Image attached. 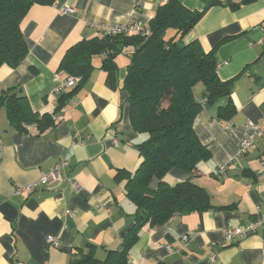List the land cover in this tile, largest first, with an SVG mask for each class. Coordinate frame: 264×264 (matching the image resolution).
Listing matches in <instances>:
<instances>
[{
  "label": "crops",
  "instance_id": "obj_1",
  "mask_svg": "<svg viewBox=\"0 0 264 264\" xmlns=\"http://www.w3.org/2000/svg\"><path fill=\"white\" fill-rule=\"evenodd\" d=\"M166 1L56 0L52 6L33 5L21 21L28 53L17 68L0 67V91L22 90L33 112L51 116L54 125L42 132L36 125L18 131L0 106V264H71L87 245L103 260L107 251L119 249L135 212L125 184L141 163L132 148L136 136L128 121V94L122 89L131 50L115 58L114 70L100 69L103 57L94 56L87 82L58 108V96L52 95L55 75L65 52L95 37L97 25L131 20L147 28ZM179 1L190 11L205 10L185 42L196 41L204 52H214L219 79L232 81L235 113L230 121H219L216 110L226 104L221 99L204 105L193 124L210 159L198 164L192 181L205 189L214 208L172 217L159 227L144 226L126 262L264 264V228L228 243L223 238L226 230L264 217V135L219 178L214 175L237 154L247 122L263 127L264 0ZM65 7L71 12L61 13ZM202 91V84L193 88L197 102ZM61 160L66 165L58 171L59 181L17 192ZM188 178L173 170L164 180L174 185ZM47 237L58 246L48 245Z\"/></svg>",
  "mask_w": 264,
  "mask_h": 264
},
{
  "label": "trees",
  "instance_id": "obj_2",
  "mask_svg": "<svg viewBox=\"0 0 264 264\" xmlns=\"http://www.w3.org/2000/svg\"><path fill=\"white\" fill-rule=\"evenodd\" d=\"M55 2L0 0V67L15 69L27 56L20 24L28 10L33 5L52 6ZM204 12L190 11L179 0H167L149 21L145 28L147 35L97 33L70 47L62 57L59 73L78 82L70 91L58 95L57 108L87 82L94 70V56L103 57L100 69L114 70L115 58L131 50L122 89L128 94V121L136 136L132 148L141 159L140 166L125 184L126 197L135 206V212L133 225L119 249L107 251L106 257L99 260L95 257V247L87 245L85 253L71 264H127V254L144 226L159 227L172 217L214 208L205 189L192 181L198 164L210 159L193 124L204 105L226 99V104L216 110L219 121H230L235 108L230 98L232 81L219 79L214 52H204L196 41L185 42ZM197 84L203 86L202 104L193 95ZM0 106L5 109L9 125L18 131L36 125L42 132L54 125L51 116L33 112L28 98L18 88L0 91ZM173 170L189 178L169 185L164 178Z\"/></svg>",
  "mask_w": 264,
  "mask_h": 264
},
{
  "label": "built area",
  "instance_id": "obj_3",
  "mask_svg": "<svg viewBox=\"0 0 264 264\" xmlns=\"http://www.w3.org/2000/svg\"><path fill=\"white\" fill-rule=\"evenodd\" d=\"M69 12H71V9L69 7H65L61 11V13H69ZM96 31L97 33L106 36L117 35V34H124V35L133 34V35L142 36L148 34L147 29H145L140 22H135L131 20L127 21L124 24H111V23L99 24L96 26ZM262 31L264 32V27H262ZM55 81L57 82V85L52 92V95L54 97L63 93L65 89L72 88L78 82V79L70 77L64 73H57L55 75ZM245 130H246V135L240 143V147L237 151V154L235 155L234 158L227 159L221 165L218 166L215 174L217 177L225 173V170L230 163L236 162L239 156L245 154L248 151V149L255 147L254 140L264 135V123H263V127H260L259 125H256L252 122H247L245 125ZM0 150H1V140H0ZM65 165L66 162L64 160H61L60 163L49 173L41 175L38 181L26 185L24 187H21L17 192L18 193L23 191L30 192L34 188H37L40 184L50 185L54 182L59 181L58 171L60 168L64 167ZM261 179L264 184V171L261 174ZM74 188L77 189L78 185H74ZM69 213H70L69 211H66L65 215H68ZM258 228H264V217L249 222L245 228H237V229L235 228V229L226 230L225 233H223L224 236L223 238L225 242L228 243L236 239L237 237L243 238L250 234H253ZM46 243L52 247L58 246L56 239L53 237H47Z\"/></svg>",
  "mask_w": 264,
  "mask_h": 264
}]
</instances>
